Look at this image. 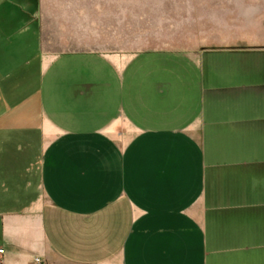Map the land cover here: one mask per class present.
<instances>
[{"label":"crops","instance_id":"1","mask_svg":"<svg viewBox=\"0 0 264 264\" xmlns=\"http://www.w3.org/2000/svg\"><path fill=\"white\" fill-rule=\"evenodd\" d=\"M146 2L0 0L2 264H264V0Z\"/></svg>","mask_w":264,"mask_h":264},{"label":"rangeland","instance_id":"2","mask_svg":"<svg viewBox=\"0 0 264 264\" xmlns=\"http://www.w3.org/2000/svg\"><path fill=\"white\" fill-rule=\"evenodd\" d=\"M146 1H148V0H134V11H135V14H139V13H141L144 10L145 11L148 10V8H145L148 5ZM180 1L181 2H179V3H162V2L161 3H153V5H155V6H159V5L160 6H166V8L176 5V6H179L181 11H183V12L184 11L185 12H189L192 9L191 6L193 4L191 3V0H180ZM168 9L170 10V8H168ZM168 9H166V10H168ZM162 10H164V9L162 8Z\"/></svg>","mask_w":264,"mask_h":264},{"label":"built area","instance_id":"3","mask_svg":"<svg viewBox=\"0 0 264 264\" xmlns=\"http://www.w3.org/2000/svg\"><path fill=\"white\" fill-rule=\"evenodd\" d=\"M0 253H3V251L1 250ZM35 263H36V264H42V261H41L40 259H36V260H35ZM0 264H2V260H1V258H0Z\"/></svg>","mask_w":264,"mask_h":264}]
</instances>
